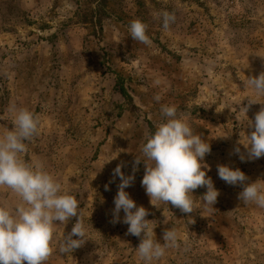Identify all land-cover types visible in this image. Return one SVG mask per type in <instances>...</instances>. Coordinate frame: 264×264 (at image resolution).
Returning <instances> with one entry per match:
<instances>
[{"label": "rangeland", "instance_id": "1", "mask_svg": "<svg viewBox=\"0 0 264 264\" xmlns=\"http://www.w3.org/2000/svg\"><path fill=\"white\" fill-rule=\"evenodd\" d=\"M164 11L176 17L168 29ZM136 19L148 25L151 45L131 38ZM262 71L264 0H0V134L14 127L13 105L39 116L23 158L43 163L76 196L87 228L88 241L62 255L59 243L76 218L57 224L47 264H144L122 210L113 222L120 183L113 170L123 164L133 174L135 156L143 158L141 146L163 121V104L175 105L210 143L207 175L220 195L209 210L200 197L207 189L198 188L191 214L154 206L141 184L144 164L136 166L125 191L148 210L157 240L167 228L180 238L153 264H264V208L244 205L242 187L217 171L226 164L249 182L264 180V157L241 161L234 152L252 130L239 111L253 95L247 77ZM260 107L252 105L248 117ZM18 202L0 187V203Z\"/></svg>", "mask_w": 264, "mask_h": 264}, {"label": "clouds", "instance_id": "2", "mask_svg": "<svg viewBox=\"0 0 264 264\" xmlns=\"http://www.w3.org/2000/svg\"><path fill=\"white\" fill-rule=\"evenodd\" d=\"M175 19L174 13L164 11L163 27L168 29ZM147 28L148 25L139 19L131 21V38L151 45ZM246 87L252 89L253 95L247 97V104H242L239 111L247 118L246 127L252 130L240 137L234 149L241 161L264 157V102L259 99L264 97V71L258 76L247 77ZM154 99L159 102L161 97L156 95ZM254 104L261 107L254 119H250L247 113ZM9 111L13 114L14 127L0 134V187L10 189L19 202L14 208L0 203V264H47L54 252L52 244L57 224L66 225L76 218L71 231L59 243L58 251L62 255L72 254L88 241L87 228L76 196L65 191L43 163L23 158L22 154L27 150L25 142L39 134V116L15 105ZM160 112L163 121L141 146L143 158L135 156L133 174L125 175L123 164L113 170L114 178L120 179L114 198L113 222H120L122 210L123 223L128 225L127 233L140 238L136 253L144 264H153L169 249L178 248L180 238L176 229L167 228L163 232V242L157 240L152 220L146 218L148 210L142 205L137 206L125 191L134 182L136 166L141 162L144 164L141 184L154 206L171 204L182 213L191 214L197 211L193 192L198 188L207 189L200 197L209 210L214 208L220 195L207 175L209 168L205 157L211 152L210 143L194 132L186 119L178 116L175 105L163 104ZM217 171L219 178L227 184L242 187L238 199L244 205L264 208V180L249 182L242 170L226 164L217 165Z\"/></svg>", "mask_w": 264, "mask_h": 264}]
</instances>
